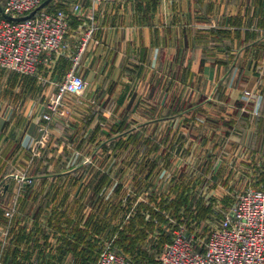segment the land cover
Segmentation results:
<instances>
[{
	"label": "crops",
	"instance_id": "1",
	"mask_svg": "<svg viewBox=\"0 0 264 264\" xmlns=\"http://www.w3.org/2000/svg\"><path fill=\"white\" fill-rule=\"evenodd\" d=\"M54 1L47 6L64 8ZM77 1L56 3L66 4L70 18L64 49L46 56L39 75L24 74L22 83L23 75L16 77L13 98L0 97V178L25 152V134L43 121L49 101L44 99L58 88L81 48L77 71L87 87L75 100H64L60 112L69 110L76 120L79 140L87 125L100 130L104 121L139 120V134L155 136L160 154L171 153V170L183 160L189 167L202 146L220 162L219 174L229 162L239 164V152L252 160L264 155V0H102L95 7L79 0L93 5L89 19L73 15ZM90 24L84 43V26ZM4 80L0 67V86ZM26 88L31 92L24 99ZM64 124L60 131L68 128ZM135 130L131 126L123 133ZM153 162L144 164L151 168ZM163 170L156 180L165 178ZM10 177L6 188L15 183ZM165 194L173 201V191Z\"/></svg>",
	"mask_w": 264,
	"mask_h": 264
},
{
	"label": "rangeland",
	"instance_id": "2",
	"mask_svg": "<svg viewBox=\"0 0 264 264\" xmlns=\"http://www.w3.org/2000/svg\"><path fill=\"white\" fill-rule=\"evenodd\" d=\"M54 2L52 5L65 8V3ZM75 3L80 7L76 9L73 4V15L89 19L87 13L93 5L84 6L79 0ZM91 26L84 28L88 32ZM0 67L5 78L0 97L8 100L14 96L16 77L23 75L19 80L22 83L23 77L31 74ZM29 92L22 89L23 98ZM76 97L68 93L64 100ZM56 114L50 121L37 123L46 127L40 139L36 127L25 134V152L18 153L12 167L0 178V259L9 264H94L107 244L124 249L136 262L157 264L175 228L184 225L189 234L202 238L235 202L238 192L247 186L264 188L262 154L252 160L246 152H239V164L229 162L219 174L220 162L211 158L209 147L202 146L192 153L197 159L189 167L183 160L171 170V153L160 154L155 136L139 134V120L104 121L100 130L88 129L86 124L85 137L79 135V140L76 120L71 119L69 110ZM60 123L68 125V132L60 131ZM131 126L136 129L133 133H123ZM28 134L32 136L30 145ZM145 159L154 161L151 168L144 164ZM159 160L163 167L157 165ZM16 161L24 163L23 167ZM213 165L218 167L210 168ZM162 169L161 177L165 178L156 180ZM16 174L25 179L20 180ZM10 176L15 183L6 188L4 183ZM170 182L174 184L169 186ZM171 191L174 199L168 202L165 192ZM11 205L15 212L8 218L4 211ZM138 214L143 220L140 230L129 225Z\"/></svg>",
	"mask_w": 264,
	"mask_h": 264
},
{
	"label": "built area",
	"instance_id": "3",
	"mask_svg": "<svg viewBox=\"0 0 264 264\" xmlns=\"http://www.w3.org/2000/svg\"><path fill=\"white\" fill-rule=\"evenodd\" d=\"M43 1L5 0L3 11L15 16L24 15ZM97 1L100 0H91L93 5ZM74 7L77 9L80 4L76 3ZM69 19L64 8L51 9L47 5L27 18H0V66L23 74H36L46 56L64 49ZM92 30L91 27L86 33L84 43ZM81 49L74 56L64 79L58 83V88L52 92L47 110L42 114L44 120L50 121L57 112H61L60 107L68 93L79 95L87 87V80L77 71ZM36 128L41 132L40 139L46 127L37 124ZM28 135L27 143L30 145L32 136ZM18 178L24 180L25 176ZM14 212L15 206L11 205L4 215L12 218ZM0 264L9 263L0 259ZM94 264L138 263L107 244L99 251ZM158 264H264V188L247 186L238 192L235 202L223 211L220 220L211 225L202 238L189 234L184 225L175 228L162 247Z\"/></svg>",
	"mask_w": 264,
	"mask_h": 264
},
{
	"label": "water",
	"instance_id": "4",
	"mask_svg": "<svg viewBox=\"0 0 264 264\" xmlns=\"http://www.w3.org/2000/svg\"><path fill=\"white\" fill-rule=\"evenodd\" d=\"M51 0H44L41 4H39L35 9H33L30 13L28 14H24V15H19V16H15L9 13H6L3 11V7L0 5V9L3 11L4 16L11 18V19H23V18H27L31 15H33L34 13H36V11L38 9H40L41 7L46 6Z\"/></svg>",
	"mask_w": 264,
	"mask_h": 264
},
{
	"label": "trees",
	"instance_id": "5",
	"mask_svg": "<svg viewBox=\"0 0 264 264\" xmlns=\"http://www.w3.org/2000/svg\"><path fill=\"white\" fill-rule=\"evenodd\" d=\"M134 222L133 223H131V224H129L130 226H132L133 228H136V229H138L139 228V230L140 229H143L141 226L143 225V220H142V218H141V214H138V215H135V217H134ZM138 226H140V227H138ZM147 226V225H146ZM145 226V227H146ZM133 231H135V230H133ZM135 233V232H134ZM133 245H131V246H127V247H132ZM122 247H124V246H122ZM116 250H118V251H121V252H124L126 255H128V253L127 252H125V251H123V250H121V249H116ZM129 256V255H128ZM129 257H131V256H129ZM132 258V257H131ZM133 259V258H132ZM134 260V259H133ZM138 264H141V263H139V262H137ZM157 264H158V260H157Z\"/></svg>",
	"mask_w": 264,
	"mask_h": 264
}]
</instances>
